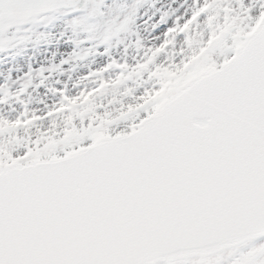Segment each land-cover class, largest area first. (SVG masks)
I'll use <instances>...</instances> for the list:
<instances>
[{"label": "snow or ice", "instance_id": "1", "mask_svg": "<svg viewBox=\"0 0 264 264\" xmlns=\"http://www.w3.org/2000/svg\"><path fill=\"white\" fill-rule=\"evenodd\" d=\"M66 4L0 0V34ZM133 43L43 112L0 85V264H264V0Z\"/></svg>", "mask_w": 264, "mask_h": 264}, {"label": "rangeland", "instance_id": "2", "mask_svg": "<svg viewBox=\"0 0 264 264\" xmlns=\"http://www.w3.org/2000/svg\"><path fill=\"white\" fill-rule=\"evenodd\" d=\"M191 6L192 0H67L65 8L0 34V85L12 90L27 85L23 99L28 108L43 112L59 99L54 89L72 93L92 87L95 77L83 79L89 73L113 59L132 63L138 56L137 36L153 43L162 21L182 16ZM116 71L102 74L108 78ZM0 109L14 114L9 104Z\"/></svg>", "mask_w": 264, "mask_h": 264}]
</instances>
